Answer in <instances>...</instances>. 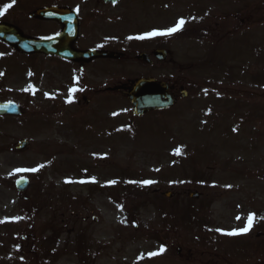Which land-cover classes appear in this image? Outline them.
<instances>
[{"label": "rangeland", "instance_id": "obj_1", "mask_svg": "<svg viewBox=\"0 0 264 264\" xmlns=\"http://www.w3.org/2000/svg\"><path fill=\"white\" fill-rule=\"evenodd\" d=\"M62 2L0 0V10L13 5L0 20L42 37L53 27H39L28 14ZM121 2L92 9L107 17L93 19L92 36L148 44L113 64L114 81L164 80L174 106L134 118L119 91L98 94L96 106L85 108L80 95L46 88L45 68L63 63L0 43V101L23 111L0 119V259L264 264V0ZM181 18L173 34L145 36ZM162 45L168 56L158 65L135 60ZM19 139L29 141L20 152L14 151ZM20 176L29 179L24 193L14 190ZM144 180L154 183H138ZM193 191L198 198L189 196ZM250 213L255 219L247 232L226 234L244 228Z\"/></svg>", "mask_w": 264, "mask_h": 264}, {"label": "flooded vegetation", "instance_id": "obj_2", "mask_svg": "<svg viewBox=\"0 0 264 264\" xmlns=\"http://www.w3.org/2000/svg\"><path fill=\"white\" fill-rule=\"evenodd\" d=\"M74 1V3H72ZM72 3V4H71ZM102 0H68L67 3H62L65 6H74L75 13L77 15V23L79 26L78 37L71 45L72 49L78 51H85L91 49H99L102 51H116L121 52L123 57H118L117 59L107 57V58H94L88 60H69L66 58H61L57 56H46L43 55L47 61H58L59 63L64 64V68L54 69L55 66L51 68H45V81L46 88L51 94L63 93L66 94H75L80 95L82 101H84V107L96 106L95 98L98 94H107L114 92L113 88L115 86H121L122 88L126 87L125 84L119 82L115 83L114 78H112V73L114 71L113 64L117 63L120 60L128 59V51H130V46L121 40V39H111V38H94L92 36V21L93 19H105L103 15L98 14V12H92V9H98L99 7L113 9L116 8L119 3L114 4H100ZM95 4V5H94ZM56 5V4H55ZM59 5V6H62ZM94 5V6H93ZM94 7V8H93ZM97 13V15H95ZM40 27H53V33H58L63 28L57 20L45 21L41 20ZM97 25V24H95ZM48 33V32H47ZM155 50L153 47L151 53ZM154 64L151 63L150 65ZM158 65V63H156ZM99 77L104 78L105 81L99 83ZM86 97V98H85ZM78 99L76 100V105H79ZM97 109L92 110V115L94 119L98 118ZM71 126V130L76 128ZM74 134V133H73ZM0 264H13L11 262H4L0 260Z\"/></svg>", "mask_w": 264, "mask_h": 264}, {"label": "water", "instance_id": "obj_3", "mask_svg": "<svg viewBox=\"0 0 264 264\" xmlns=\"http://www.w3.org/2000/svg\"><path fill=\"white\" fill-rule=\"evenodd\" d=\"M114 2L115 0H110ZM63 10V11H62ZM57 10L54 7L51 8H40L32 12L30 15L37 18L52 19L58 18L60 20L66 19L67 16H60L65 12V9ZM63 31L60 34L54 35L50 38H27L23 36L21 31L15 29L11 25L5 23H0V40L4 41L9 46L11 45L20 52L26 54L32 53H47V54H56L59 56H65L67 58H89L96 56H113V52H100V51H85L77 52L73 51L70 47V44L76 38L77 26L76 21L73 23L63 22ZM155 57L161 61L166 59L167 54L163 49L156 50L153 53ZM139 60H144L148 62L147 55L141 53L137 57ZM182 96H185V91L181 92ZM126 98H128L132 114L135 116H142L146 112L152 110H162L163 108H169L174 103V97L169 93V86L165 81H158L155 78L143 77L130 86L126 92ZM21 115V110L17 104L12 103H0V115ZM28 145L27 140H19L15 144V149L18 151L24 150ZM28 185V180L25 178H16L15 188L19 191H25ZM171 196V193L166 194V196ZM192 198H197L198 193H190Z\"/></svg>", "mask_w": 264, "mask_h": 264}, {"label": "snow or ice", "instance_id": "obj_4", "mask_svg": "<svg viewBox=\"0 0 264 264\" xmlns=\"http://www.w3.org/2000/svg\"><path fill=\"white\" fill-rule=\"evenodd\" d=\"M14 2H15V0H13V3H14ZM12 6H13L12 3L5 4V5L3 6V9L0 10V15H3L4 12H5L8 8H11ZM184 22H185V21L181 18V19L179 20V22H178L174 27L168 28V29L163 30V31H156V30H154V31H152V32L146 33L145 36H147V37H151V36H156V35H171V34H173L175 31L179 30V29L181 28V26L183 25ZM145 36H140V37H137V38H138V39H144ZM129 38L131 39V37H129ZM177 152H179V149H177ZM41 167H42V166H41ZM36 170H37V169H31V171H36ZM16 171L19 172V171H22V170L17 169ZM93 179H94V178H93ZM81 182H84V181H81ZM109 183H115V181H112V182H109ZM134 183H135V182H134ZM138 183H141V184H143V185H148V184H152V183H154V181H151V180H144V181H141V182H138ZM237 219H239V217H237ZM254 219H255V214L250 213V214L248 215V217H247V222H246V225H245L244 228L239 229V230H233L232 232H228V233H226V234H228V235H235V234H240V233H245V232H247V231L250 229V227L252 226ZM217 231H221V230L218 229ZM161 250H163V249H161ZM156 254H157V253H149V256L156 255Z\"/></svg>", "mask_w": 264, "mask_h": 264}]
</instances>
